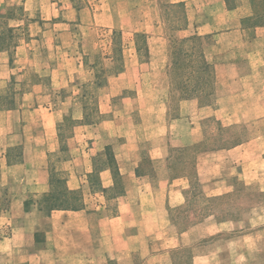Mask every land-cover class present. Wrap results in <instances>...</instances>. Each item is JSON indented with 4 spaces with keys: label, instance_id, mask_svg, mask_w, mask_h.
<instances>
[{
    "label": "rangeland",
    "instance_id": "1",
    "mask_svg": "<svg viewBox=\"0 0 264 264\" xmlns=\"http://www.w3.org/2000/svg\"><path fill=\"white\" fill-rule=\"evenodd\" d=\"M256 4L264 8V0ZM151 27L169 40L166 133L156 102L165 90L151 83L154 74L139 86L135 81L144 73L131 68L123 96L112 98L124 82L105 88L109 76L133 65L128 47L134 39L146 45ZM185 31L181 4L161 0L140 6L134 0H0V111H14L0 115V162H8L3 170L0 163V240L12 235L13 222L21 223L11 209L25 192L28 167L30 181L41 179L38 168L49 174L52 202L79 208L86 207L83 192H101L99 173L109 168L115 184L110 199L135 186L142 192L134 197L138 212L126 221L144 236L131 264H264V94L254 85H239L234 95L219 90L204 53L208 40ZM246 71L254 80L264 74ZM139 92L141 101L123 100ZM192 99L199 110L183 109L181 103ZM28 110L26 121L15 113ZM49 110L57 119L51 128L44 125ZM107 122L115 133L105 148ZM120 134L138 137L132 152L141 160L139 176L157 174L158 180H125L115 159ZM153 157L166 160L155 165ZM232 159L238 163L219 167ZM165 192H173L171 198ZM87 199L91 210L102 204L100 197ZM115 206L111 202L107 217L117 215ZM36 207L56 211L47 197ZM94 213L97 225L105 212Z\"/></svg>",
    "mask_w": 264,
    "mask_h": 264
},
{
    "label": "crops",
    "instance_id": "2",
    "mask_svg": "<svg viewBox=\"0 0 264 264\" xmlns=\"http://www.w3.org/2000/svg\"><path fill=\"white\" fill-rule=\"evenodd\" d=\"M145 0H134L135 5H141ZM172 5L181 4L183 7V21L187 26L190 35H197L203 40H208L205 45L204 53L207 61L212 64L216 73L215 86L219 90H224L226 94L238 93L234 92L237 86L254 85L260 86V92L264 94V74L260 78L253 79L246 71L260 70L264 72V22H258L264 16V8L257 6L258 0H161ZM106 16V15H105ZM145 30L146 45L141 46L140 40L134 39L130 43L129 52L133 56V65L127 66L125 70H117L107 79L108 84L105 88L113 90L120 82H124L119 92L113 94L115 96H123L124 92L129 89V70L134 68L137 72L144 73L142 77H138L135 81L139 86L145 83L142 78L147 74H154L155 80L151 83H159L163 86L161 99L157 100L158 108H161L162 124L165 126V132H168L169 124L167 116L169 112V104L167 101L168 94L171 91V81L167 77V69L171 62L169 56V40L167 34H163L155 27ZM137 31V30H136ZM143 31V30H142ZM136 33V32H135ZM182 35L184 33L181 32ZM186 34V33H185ZM66 36L67 34L64 33ZM124 53L127 52L125 49ZM149 55L148 60L143 59ZM145 56V57H143ZM114 64V57H109ZM82 63V62H81ZM83 66V64H80ZM145 69L147 71H145ZM150 72V73H149ZM246 72V73H244ZM253 74V73H252ZM140 75V74H139ZM165 76V77H164ZM165 86V89H164ZM263 88V89H262ZM162 93V92H161ZM243 95V94H242ZM111 100V96H108ZM237 95L235 98H238ZM143 98L141 92L135 97H123L124 101L133 100L139 102ZM231 99V98H229ZM111 102L109 101L110 106ZM183 109L195 107L199 110L197 101L194 99L181 103ZM47 112L44 122L45 127H54L57 123L56 113ZM14 113V111H0V115ZM22 114L23 121L31 116V111H15ZM108 111L105 110V115ZM63 116V113L61 117ZM84 116V113H83ZM109 127V128H108ZM115 126L105 123V148L111 144L107 142L113 137ZM132 129V128H131ZM119 131V130H118ZM120 145L117 147L115 159L119 166L121 174L125 175V180L150 183L158 180L157 174L153 177H140L137 172L138 161L135 152L139 145L135 144L138 137L125 138L124 134ZM135 140V141H134ZM135 144V145H134ZM250 144V143H249ZM248 145V143H247ZM13 147V144L8 147ZM57 147H60L57 143ZM166 148V147H165ZM239 147L231 150L228 154L235 153ZM49 153V150L47 151ZM164 162L162 157H153V163ZM2 170L7 167L6 158L1 159ZM28 161H24V167H27ZM238 161L225 160L221 162L219 167L233 165ZM235 166V165H234ZM11 167V166H10ZM201 169V170H200ZM205 164H199V174H204ZM30 167L26 169L24 175L26 184L24 191L19 194L17 199L13 200L12 211L15 218L21 219L20 225H12L13 233L7 238L0 240V264H61V262H78L79 264H108L115 262L116 264H131L135 260V256L142 251V234L138 235L133 229L129 230L127 220L132 216L129 214L138 212V204H135L136 196L142 195L138 187H131L121 196L110 199L109 189L114 187V179L111 169L105 168L100 171V181L102 186L101 192H83L86 201V207L77 211H52L45 214L41 209L37 208V204L41 203L44 198L50 194L49 174L44 169L38 168L41 179H33L30 181L28 172ZM203 170V171H202ZM156 171V170H155ZM2 173L0 172V175ZM127 174V175H126ZM164 178H161L163 180ZM24 181V180H23ZM30 181V182H29ZM168 185V183H166ZM162 185V184H161ZM105 189V192L104 190ZM157 194V192H156ZM173 192H165L166 197L171 198ZM178 193L175 192V195ZM158 195V194H157ZM94 196L100 197L101 206L97 210H91L88 199ZM35 201L34 208L27 207L26 201ZM111 202L117 203L114 211L117 215L107 217ZM105 212V216L98 219V224L93 225L92 219L94 212ZM92 212V213H91ZM136 243L137 246L134 245ZM150 246V245H149ZM69 249H66L68 248ZM148 247V246H147ZM144 251L141 253L144 256Z\"/></svg>",
    "mask_w": 264,
    "mask_h": 264
},
{
    "label": "trees",
    "instance_id": "3",
    "mask_svg": "<svg viewBox=\"0 0 264 264\" xmlns=\"http://www.w3.org/2000/svg\"><path fill=\"white\" fill-rule=\"evenodd\" d=\"M56 197V195L51 194L47 196V205L49 204L50 210H79L80 208L78 206H72V205H62L57 202V198L55 202H52L53 198Z\"/></svg>",
    "mask_w": 264,
    "mask_h": 264
}]
</instances>
